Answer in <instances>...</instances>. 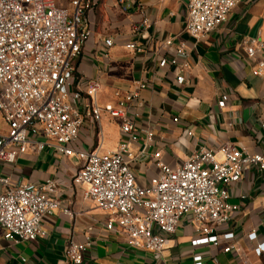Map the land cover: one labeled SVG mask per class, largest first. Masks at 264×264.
<instances>
[{
	"label": "built area",
	"instance_id": "1",
	"mask_svg": "<svg viewBox=\"0 0 264 264\" xmlns=\"http://www.w3.org/2000/svg\"><path fill=\"white\" fill-rule=\"evenodd\" d=\"M238 1L187 0L185 32L200 40L227 21ZM96 2L0 0V114L6 127L0 130V163L12 165L29 143L35 142L42 149L47 142L40 138L49 139L56 155L80 160L74 181L87 187L85 198L109 213L107 230L121 233L129 246L161 253L179 221L190 213L199 225L192 246L219 247L226 242L222 250L229 252L236 234L226 227L239 210L238 204L228 201L229 187L238 184L251 168L264 171V155L228 143L217 149L201 148L176 167L158 161L159 173L148 185L138 184L130 166L134 158L130 145L141 138L135 132V119L139 92L148 84L140 81L124 95L115 91L116 101L101 105L97 102L99 82L88 80L81 87L73 64L90 39L88 12ZM138 2L114 0V7L118 13L127 14L133 6L142 9ZM149 26L150 19L143 17L134 31ZM102 41L106 47L115 43L109 37ZM242 44L248 62L263 48L262 42L248 37ZM165 45L173 52L162 56L158 66L172 73L177 83H183L190 68L189 51L184 44L175 45L171 38ZM126 47L138 48L132 42ZM252 73L264 78V58L257 60ZM229 99V93L221 94L218 107H226ZM261 106L264 111V95ZM105 115L120 120L122 139L115 150H101V121ZM259 120L264 133V113ZM85 124L98 136L94 148L82 147L80 135ZM144 132L152 141L153 131ZM154 156L159 158L160 152ZM0 184V228L4 237L15 243L37 240L43 234L45 216L61 208L59 199L51 196L57 191V180L30 186L0 176ZM93 244L89 235L82 241L71 239L63 264H82ZM262 249L258 243L257 253ZM193 260L194 264H203L201 254H195Z\"/></svg>",
	"mask_w": 264,
	"mask_h": 264
},
{
	"label": "crops",
	"instance_id": "2",
	"mask_svg": "<svg viewBox=\"0 0 264 264\" xmlns=\"http://www.w3.org/2000/svg\"><path fill=\"white\" fill-rule=\"evenodd\" d=\"M138 3L142 9L133 6L129 13L120 14L114 0H97L88 17L90 25L97 23L100 29L73 61L81 87L88 80L99 82L97 102L101 105L115 102V91L124 95L140 81L148 84L139 92L135 119V132L141 138L130 145L134 153L130 166L137 183L149 184L159 173L158 161L176 167L201 148L217 149L228 143L264 155L259 120L264 113V78L252 73L257 60L264 58V0H239L227 21L200 40L190 38L184 30L187 0ZM143 17L150 19V26L135 32L134 27ZM106 37L115 40L113 46L103 44ZM245 37L263 43L250 62L242 44ZM170 38L189 51L190 68L183 83H177L172 73L158 66L162 56L173 52L165 45ZM129 42L138 48H127ZM224 93H229L230 99L226 107L219 108L217 100ZM174 117L179 120L174 121ZM101 127V150L117 149L122 139L120 120L105 115ZM4 129L0 114V130ZM146 130L153 131L152 141L146 139ZM40 140L47 142L42 149L31 142L15 163H0V176L30 186L56 179L57 191L51 196L59 199L61 208L45 216L43 234L35 241L15 243L6 239L0 228V264H63L69 241H82L87 235L94 244L82 264H194L195 254L202 255L203 264H264V171L251 168L238 184L229 187L228 201L239 205L226 227L236 234L229 252L222 250L226 242L219 247H193L191 241L199 225L187 213L167 247L153 253L131 247L121 233L107 230L109 213L85 198L87 187L74 181L80 160L76 156H58L50 146L51 140ZM80 141L83 148H94L98 136L85 124ZM157 152L159 158L154 156ZM258 243L263 245L261 254L256 251Z\"/></svg>",
	"mask_w": 264,
	"mask_h": 264
},
{
	"label": "rangeland",
	"instance_id": "3",
	"mask_svg": "<svg viewBox=\"0 0 264 264\" xmlns=\"http://www.w3.org/2000/svg\"><path fill=\"white\" fill-rule=\"evenodd\" d=\"M100 26L101 25H98L97 23L94 26L93 25L92 26L90 25L91 36H90V39H89L87 45H89V43L92 41V39L97 36V34H98V28L100 29Z\"/></svg>",
	"mask_w": 264,
	"mask_h": 264
}]
</instances>
